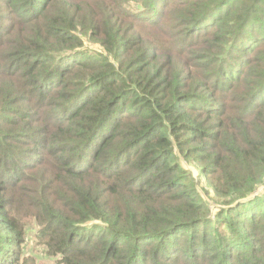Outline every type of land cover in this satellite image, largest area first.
I'll return each mask as SVG.
<instances>
[{"label":"trees","instance_id":"1","mask_svg":"<svg viewBox=\"0 0 264 264\" xmlns=\"http://www.w3.org/2000/svg\"><path fill=\"white\" fill-rule=\"evenodd\" d=\"M43 258L264 264V0H0V264Z\"/></svg>","mask_w":264,"mask_h":264},{"label":"rangeland","instance_id":"2","mask_svg":"<svg viewBox=\"0 0 264 264\" xmlns=\"http://www.w3.org/2000/svg\"><path fill=\"white\" fill-rule=\"evenodd\" d=\"M85 43H88V42L85 41ZM85 45L89 49L97 50L96 46L89 45V44H85ZM180 162H181L182 166L191 173L192 177L194 178V180L196 182V190L195 191L198 192V194L200 195L202 200L208 206L209 211H210V215L213 216L215 213H217L219 211V207H220L215 201L216 199L214 197L213 190L208 185L206 179L204 177H202L198 168H196L192 164H187V163L183 162V160L182 161L180 160ZM258 193H260V190L256 191L255 194H258ZM24 245L27 246L28 248H30V250L28 249L27 252L32 254V249H35L34 240L32 238L30 240H26L24 242ZM40 261H41V264H53L54 263L53 260L45 259V258H43Z\"/></svg>","mask_w":264,"mask_h":264}]
</instances>
